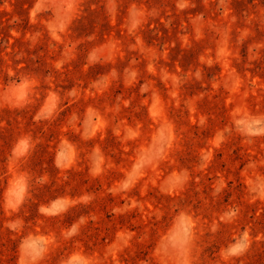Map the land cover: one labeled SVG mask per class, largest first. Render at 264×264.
I'll list each match as a JSON object with an SVG mask.
<instances>
[{
    "label": "rangeland",
    "instance_id": "1",
    "mask_svg": "<svg viewBox=\"0 0 264 264\" xmlns=\"http://www.w3.org/2000/svg\"><path fill=\"white\" fill-rule=\"evenodd\" d=\"M0 264H264V0H0Z\"/></svg>",
    "mask_w": 264,
    "mask_h": 264
}]
</instances>
